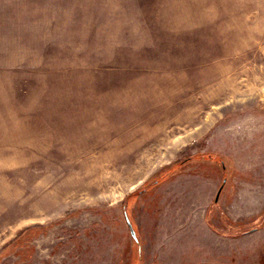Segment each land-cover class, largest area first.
Segmentation results:
<instances>
[{"label":"rangeland","instance_id":"374dc122","mask_svg":"<svg viewBox=\"0 0 264 264\" xmlns=\"http://www.w3.org/2000/svg\"><path fill=\"white\" fill-rule=\"evenodd\" d=\"M0 264H264V0H0Z\"/></svg>","mask_w":264,"mask_h":264},{"label":"water","instance_id":"95a60500","mask_svg":"<svg viewBox=\"0 0 264 264\" xmlns=\"http://www.w3.org/2000/svg\"><path fill=\"white\" fill-rule=\"evenodd\" d=\"M222 188H223V184L221 185V187H220L219 190H218V193H217V195H216V200H218Z\"/></svg>","mask_w":264,"mask_h":264},{"label":"bare ground","instance_id":"6f19581e","mask_svg":"<svg viewBox=\"0 0 264 264\" xmlns=\"http://www.w3.org/2000/svg\"><path fill=\"white\" fill-rule=\"evenodd\" d=\"M128 121V120H127ZM119 133V132H118ZM114 137V136H113ZM152 139V138H151ZM100 143V142H99ZM112 146V145H111Z\"/></svg>","mask_w":264,"mask_h":264}]
</instances>
